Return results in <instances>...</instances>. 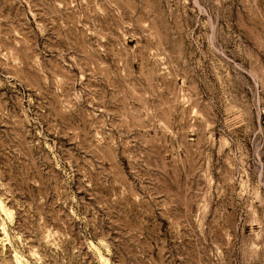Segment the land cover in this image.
<instances>
[{"label": "rangeland", "instance_id": "obj_1", "mask_svg": "<svg viewBox=\"0 0 264 264\" xmlns=\"http://www.w3.org/2000/svg\"><path fill=\"white\" fill-rule=\"evenodd\" d=\"M0 264H264V0H0Z\"/></svg>", "mask_w": 264, "mask_h": 264}]
</instances>
